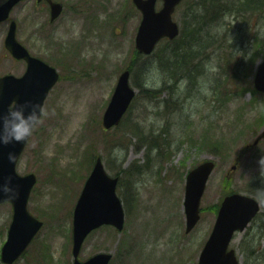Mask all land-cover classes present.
Returning a JSON list of instances; mask_svg holds the SVG:
<instances>
[{
    "label": "rangeland",
    "instance_id": "obj_1",
    "mask_svg": "<svg viewBox=\"0 0 264 264\" xmlns=\"http://www.w3.org/2000/svg\"><path fill=\"white\" fill-rule=\"evenodd\" d=\"M56 1L64 10L53 24L49 22L47 6H37L36 0H26L11 14L18 24L19 41L61 74L44 106L45 115L39 125L44 133L34 139L17 167L22 175H37L38 184L31 195L29 210L36 217L45 216L46 221L42 220L45 221L42 231L15 264H72L69 239L73 209L98 156L112 177L133 165L145 166L148 159L150 168L132 177L137 196L132 200L128 192L130 210L126 207L125 188L117 186V196L126 211L124 230L119 233L105 227L92 233L83 246L81 260L106 252L114 254L111 264H198L217 216L211 208L219 205L231 190L245 193L248 181L264 174V139L249 150L264 133V122L259 123L264 96L250 89L256 67L264 59V12L261 9L246 15L233 12L217 27L207 26L202 36L205 39L209 35L214 42L211 41L206 53L198 85L190 89L191 95L183 99L188 94L187 83L179 85L176 101L180 110L169 114L162 101L139 100L135 104L128 122H138L143 134L151 140L159 135L168 138L170 145L168 148L163 145L162 150L149 147L148 141H139L127 132L129 124L108 132L102 127V117L118 77L128 68L136 51L140 12L131 0ZM189 2L185 0L174 14V20L181 26ZM160 7L158 3L157 8ZM8 26V22L0 25L2 73L11 64L4 46ZM242 27H247L248 38L238 39ZM224 33L228 35L224 37ZM222 50L226 54L221 55ZM241 50L248 55L244 56ZM235 62L246 66L239 79L230 81L232 93L229 101L221 105L212 89L220 80L221 67H232ZM227 72L231 74L230 69ZM165 78L160 69L153 67L147 75L146 87L160 88ZM131 81L134 85L133 78ZM136 89L138 96L140 91ZM167 98L164 94L161 99ZM204 136L211 143H203ZM41 142L44 148L40 150L37 143ZM114 144L118 147L109 154ZM211 159L217 166L202 199L201 220L191 233H186L183 203L187 174ZM235 165L236 171L232 170ZM229 176L232 180L225 183ZM121 177L127 178L124 174ZM10 221L11 207L0 205V251ZM234 240L231 248L241 264H264L263 209Z\"/></svg>",
    "mask_w": 264,
    "mask_h": 264
},
{
    "label": "water",
    "instance_id": "obj_2",
    "mask_svg": "<svg viewBox=\"0 0 264 264\" xmlns=\"http://www.w3.org/2000/svg\"><path fill=\"white\" fill-rule=\"evenodd\" d=\"M21 1L23 0H6L0 5V23L9 18L12 9ZM46 1L50 3L51 20L54 21L60 15L62 6L52 0ZM158 1L163 2V6L159 10L156 8ZM181 1L133 0L142 13V20L136 36V49L139 53L150 55L161 40L165 38L174 40L179 36L180 26L174 21L173 15ZM16 30V23L12 22L5 42L6 48L16 58L28 59L30 68L24 78L17 79L13 76L0 78V106L10 103L12 96L9 95L6 87L11 84L23 91L35 90L36 92L35 100L28 95L17 101L33 100L39 102L43 107L44 101L50 89L58 81L59 75L54 68L30 57L27 50L18 42ZM37 76H39V80L34 82L35 89H33L30 85H33ZM130 77V71L125 70L118 78L111 101L103 115L102 123L106 129L120 124L136 96L135 88L130 85ZM254 86L256 90L264 93V61L257 67ZM263 137L264 133L262 132L254 143L257 144ZM28 139L7 145L0 144V186L11 178V182L18 192L15 198H8L0 187V203L10 201L14 207L9 237L2 248L1 255L2 261L7 264H12L22 255L43 225L28 211V200L37 181L36 175L20 176L16 171L17 161ZM9 152L16 154V159L12 162L8 159ZM214 169L215 162L208 160L193 168L187 175L184 198L187 233L196 227L201 218L202 197ZM117 184L118 179L108 175L102 159L98 158L74 210V264L110 263L112 254L108 253H98L85 262L80 261L79 256L86 238L93 230L102 225H111L122 231L125 213L122 202L116 194ZM260 209V202L252 196L241 193L226 196L220 205L213 230L200 253L198 264H240L235 250H230L229 246L235 233L244 231Z\"/></svg>",
    "mask_w": 264,
    "mask_h": 264
},
{
    "label": "trees",
    "instance_id": "obj_3",
    "mask_svg": "<svg viewBox=\"0 0 264 264\" xmlns=\"http://www.w3.org/2000/svg\"><path fill=\"white\" fill-rule=\"evenodd\" d=\"M232 1H236L240 4L239 7L234 6ZM185 3H182V5ZM187 11L184 12V19L181 28L180 35L173 41L163 40L160 46L156 49V51L150 56L140 55L137 51L134 52L133 60L130 62L128 68H130L133 72V79L135 82V86L139 88V95L136 97L133 105L124 118L122 124L114 129H120L124 124H129L126 128V131L133 134L134 136L143 141H148L149 147L162 148L169 147L170 141L168 138L162 139L161 136H153L152 140L143 134V129L139 125L138 122L130 123L128 122L131 117L133 107L139 100H144L146 102H154L161 101L165 103V110L169 114H173L175 111L180 110L179 103L176 101V93L178 86L187 81L188 83V94L183 99L191 95V90L194 86L198 85L197 81L199 76L201 75L203 62L205 57H207V52L211 48V41L214 42L213 37L209 41H204L202 39V32L210 26L211 28H215L218 24L227 17V14H231L236 12L237 14L246 15L249 12H254L257 9H261L264 12V0H190L188 3ZM216 18V20H214ZM246 19V17H243ZM228 35V33H224V37ZM246 37L247 35V27L241 28V33L238 36L239 38ZM251 42V41H249ZM241 44H243L241 42ZM221 47L223 44L221 42ZM244 56L248 55V52L245 50H241ZM221 55L226 54L225 51L222 50ZM254 56L251 58V60ZM246 64H240L239 62H235L232 67H221L220 72V80L216 82V85L213 87L212 92L216 100L221 103V105H225L227 101H229V97L232 89L231 82L233 79L237 80L240 78V72H242L245 68ZM160 69L164 75L165 80L160 88H148L146 87V78L149 71L153 68ZM231 70V74L227 71ZM140 77L138 80L137 78ZM192 86V87H191ZM253 93H258L252 86L251 88ZM190 93V94H189ZM164 94L168 95L167 99H161ZM128 122V123H127ZM264 122V112L261 114L259 118V123ZM258 123L259 127L261 124ZM167 131V129L163 130ZM244 132H241L240 135H243ZM203 143H211L207 137H203ZM117 144H114L110 148L109 154L114 152ZM113 150V151H112ZM222 148H220V152ZM163 152H159L161 156ZM88 151L85 154L87 158ZM90 163V161H89ZM92 163V161H91ZM145 168H150L149 159L145 166H135L129 167L126 170H123L124 176L126 175V179L120 181V185L125 188L126 191V207L130 210V205L128 204V192L131 193L132 200L136 199L137 193L135 188V182L132 180L133 175H140ZM120 171L117 172L116 175H119ZM232 180V177H226L225 183H229ZM246 190L249 194L257 196L263 201L264 204V174L253 176L246 185ZM137 192V191H136ZM236 192L235 190H231L227 194H231ZM224 195V196H225ZM218 207H212V210H216Z\"/></svg>",
    "mask_w": 264,
    "mask_h": 264
},
{
    "label": "clouds",
    "instance_id": "obj_4",
    "mask_svg": "<svg viewBox=\"0 0 264 264\" xmlns=\"http://www.w3.org/2000/svg\"><path fill=\"white\" fill-rule=\"evenodd\" d=\"M44 115L45 110L37 101L24 100L10 104L6 110L0 112V144L26 141L42 123ZM8 159L10 162L14 161L16 154L9 152ZM0 187L8 198H15L18 194L11 178Z\"/></svg>",
    "mask_w": 264,
    "mask_h": 264
},
{
    "label": "flooded vegetation",
    "instance_id": "obj_5",
    "mask_svg": "<svg viewBox=\"0 0 264 264\" xmlns=\"http://www.w3.org/2000/svg\"><path fill=\"white\" fill-rule=\"evenodd\" d=\"M36 5H37V6L43 5V6H45V7L47 6V8H48V10H49V13H50V11H51L50 5H49L48 2H46V1H41V2H39V3L36 1ZM11 20H12V19H10V20L8 21L9 24H10ZM7 33H8V31H7ZM6 36H7V34H6ZM6 36H5V40H6ZM5 40H4V42H5ZM28 50H29V49H28ZM7 52H8L9 55H10V61H11V64H10L9 69H8L6 72L2 73V72L0 71V77H3V76H14V77L17 78V79L24 78V77L26 76V74L28 73V71H29V68H30V62H29L28 59H26V58H16V57H15L12 53H10L8 50H7ZM29 52H30V55L33 56L34 58H37V59L42 60V59L39 58L38 56L34 55L30 50H29ZM42 61H44V60H42ZM44 62H46V61H44ZM46 63H47V62H46ZM49 65H50V64H49ZM36 68L38 69V67H36ZM58 71H59V70H58ZM59 75L61 76L60 71H59ZM36 80H37V81L39 80V76H37V78L34 79V81H33V85H32V84L30 85L31 87H33V89H35V87H34V82H35ZM6 89L8 90L9 95H11L12 98H11L9 104H5L4 106H0V112H3L4 110H6L10 104H15V103L17 102V100H19L21 97H25V96L30 95L32 98H34V100H35V97H36V92H35V90H32L31 92L23 91L22 89L17 88V87H15V86L11 85V84H10V85H7ZM53 89H54V87L50 90V92H51ZM49 95H50V94H49ZM43 133H44V132H43L42 127H39V126H38V127L34 130L33 134L31 135V137H30V139H29V141H28V143H27V146H26V148H25V150H24V152H23L21 158L26 156V154H27V150H28V148L31 147L30 145H31V143H33L34 139L38 140V139L40 138V136H41ZM37 144L39 145V149H40V150L44 148V145H43L42 142H41V143H37ZM38 151H39V150H38ZM21 158H20V160H21ZM6 204H8V205L11 207V221H10V224H9V227H10L11 222H12V218H13V205H12L11 203H6ZM8 230H9V228H8ZM7 236H8V231H7Z\"/></svg>",
    "mask_w": 264,
    "mask_h": 264
},
{
    "label": "bare ground",
    "instance_id": "obj_6",
    "mask_svg": "<svg viewBox=\"0 0 264 264\" xmlns=\"http://www.w3.org/2000/svg\"><path fill=\"white\" fill-rule=\"evenodd\" d=\"M214 20H216V18L214 19ZM209 35H207V38H203V36H202V39L204 40V41H209ZM128 70L130 71V74H131V77H130V85L131 86H133V83H132V81H131V79L133 78V72H132V70L130 69V68H128ZM125 213V215H126V211L124 212ZM234 241H236V239L234 240Z\"/></svg>",
    "mask_w": 264,
    "mask_h": 264
}]
</instances>
